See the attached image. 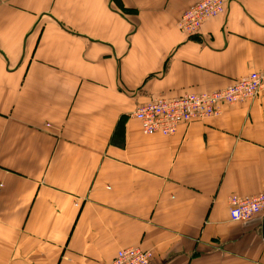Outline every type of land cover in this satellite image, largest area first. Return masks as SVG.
I'll use <instances>...</instances> for the list:
<instances>
[{
	"label": "crops",
	"instance_id": "1",
	"mask_svg": "<svg viewBox=\"0 0 264 264\" xmlns=\"http://www.w3.org/2000/svg\"><path fill=\"white\" fill-rule=\"evenodd\" d=\"M200 0H0V264H264V93L147 136L156 98L230 86L264 67V0H227L188 37Z\"/></svg>",
	"mask_w": 264,
	"mask_h": 264
},
{
	"label": "built area",
	"instance_id": "2",
	"mask_svg": "<svg viewBox=\"0 0 264 264\" xmlns=\"http://www.w3.org/2000/svg\"><path fill=\"white\" fill-rule=\"evenodd\" d=\"M227 0H200L185 10L178 28L188 37L196 36L202 24L220 16ZM264 92V68L251 72L223 89L204 93H185L173 98H156L139 105L131 114L147 136H173L178 128L191 121L204 120L220 114L225 105L249 101ZM229 218L233 223L245 222L256 215H264V187L254 195L229 197ZM152 254L138 247L120 249L108 263L149 264Z\"/></svg>",
	"mask_w": 264,
	"mask_h": 264
},
{
	"label": "rangeland",
	"instance_id": "3",
	"mask_svg": "<svg viewBox=\"0 0 264 264\" xmlns=\"http://www.w3.org/2000/svg\"><path fill=\"white\" fill-rule=\"evenodd\" d=\"M263 68H264V67H263ZM263 68H262V69H263ZM249 74H250V73H249ZM246 76H247V75H246ZM244 77H245V76H244ZM242 78H243V77H242ZM237 81H238V80H237ZM235 83H236V82H234L233 84H235ZM231 85H232V84H231ZM231 85H230V86H231ZM227 87H228V86H227ZM224 88H226V87H224ZM222 89H223V88H222ZM263 93H264V92H263ZM235 104H237V103H235ZM232 105H233V104H232ZM227 106H228V105H227ZM216 117H217V116H216ZM212 118H215V117H212ZM209 119H210V118H209ZM126 248H128V247H126ZM122 249H125V248H122ZM149 252H150V251H149ZM151 254H152V253H151ZM151 259H152V258H151Z\"/></svg>",
	"mask_w": 264,
	"mask_h": 264
}]
</instances>
